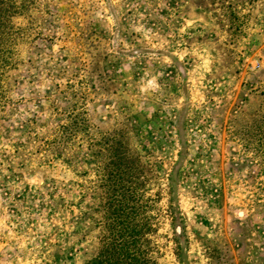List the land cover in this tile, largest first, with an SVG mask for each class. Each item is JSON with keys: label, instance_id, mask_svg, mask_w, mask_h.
<instances>
[{"label": "rangeland", "instance_id": "374dc122", "mask_svg": "<svg viewBox=\"0 0 264 264\" xmlns=\"http://www.w3.org/2000/svg\"><path fill=\"white\" fill-rule=\"evenodd\" d=\"M14 20L0 264H264V0H34ZM121 129L126 211L90 147Z\"/></svg>", "mask_w": 264, "mask_h": 264}, {"label": "trees", "instance_id": "16d2710c", "mask_svg": "<svg viewBox=\"0 0 264 264\" xmlns=\"http://www.w3.org/2000/svg\"><path fill=\"white\" fill-rule=\"evenodd\" d=\"M33 1L0 0V100H2L4 95L5 81L9 72L16 68L19 63L17 47L19 28L14 19L27 14L32 7ZM242 1L252 3L257 0ZM256 122L258 131L255 136H258L257 143L258 147H260L258 151L261 152V164L264 171V115H258ZM90 126L89 120L82 114H73L70 116L68 123L61 126L60 133L65 142L71 141L72 139L83 138L84 136L79 133L83 132L85 134L89 132ZM124 132L121 129L120 133L116 134L103 133L97 141L90 143L94 163L104 173L109 188L121 196L116 202L120 206L118 209L120 211H126L125 200L128 198L127 193L130 191L127 183L133 178L137 169L135 165L136 158L130 150L126 133L124 134ZM125 246L126 244H124ZM112 247L114 249V246ZM129 256H132V264H139L138 257L133 254L124 255L122 264H127Z\"/></svg>", "mask_w": 264, "mask_h": 264}]
</instances>
